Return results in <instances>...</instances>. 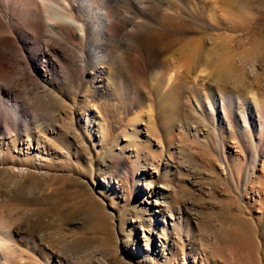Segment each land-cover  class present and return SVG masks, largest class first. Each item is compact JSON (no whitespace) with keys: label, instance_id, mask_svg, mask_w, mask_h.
<instances>
[{"label":"rangeland","instance_id":"374dc122","mask_svg":"<svg viewBox=\"0 0 264 264\" xmlns=\"http://www.w3.org/2000/svg\"><path fill=\"white\" fill-rule=\"evenodd\" d=\"M201 1L164 5L191 11L198 25L186 18L185 38L202 48L164 57L162 69H179L185 83L176 117L164 115L167 88L147 59L135 69L147 110L134 130L133 110L106 127L98 111H79L78 97L44 108L19 92L30 132L12 134L0 157V224L17 245L4 264H264V0ZM224 93L231 114L220 122Z\"/></svg>","mask_w":264,"mask_h":264},{"label":"bare ground","instance_id":"6f19581e","mask_svg":"<svg viewBox=\"0 0 264 264\" xmlns=\"http://www.w3.org/2000/svg\"><path fill=\"white\" fill-rule=\"evenodd\" d=\"M167 1L170 2L169 12L173 6L181 10L185 2L187 9L194 2L202 3L201 0H154L155 9L150 13V0H0V157L4 151L9 152L12 134L17 137L18 132H30L27 121L21 116L23 106L18 95L22 90L33 95L31 103L36 102L44 108L68 107L64 98H71L74 106L77 98H73L78 97L79 111H98L106 127L109 119L118 115L127 117L132 110L135 116L127 121V126L133 129L140 121L144 122L147 105L143 83L136 80L135 69L145 59L154 71L159 72V81L166 85L169 104H166L164 115L170 118V113H174L176 117L177 108L182 106V97H178L181 93L176 91V86L180 84L178 90L182 89L183 73L168 66L162 69L164 57L180 53L189 58L201 53L202 48L198 49L194 38H185L187 27L184 20L188 18L198 25L194 15L191 11L179 15L178 11L168 13L164 7ZM212 8L200 13L211 18L214 16ZM174 36L183 39L176 49L170 40ZM121 48L125 51L120 57ZM132 48L138 53L137 58L134 57L136 62L131 57ZM193 86L196 90L203 87L198 83ZM229 96L228 93L220 96L223 114V117L218 116L220 122L226 121L231 114ZM209 97L208 108L212 109L215 97L210 94ZM200 100L195 97L191 107L207 116ZM174 105L176 110L173 112ZM156 118L151 117L145 122L154 123L155 127ZM114 121L115 124L123 120ZM173 125V122L164 124L165 130L161 131L168 134ZM145 129L149 131L148 127ZM133 130L131 133L135 134ZM126 131L125 137L128 135ZM139 139L137 146L142 143ZM16 246L11 229L0 224V264H4L6 254Z\"/></svg>","mask_w":264,"mask_h":264}]
</instances>
